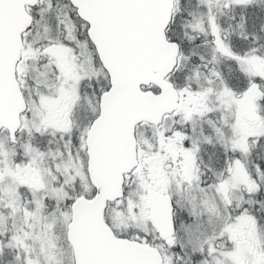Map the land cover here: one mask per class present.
Here are the masks:
<instances>
[{
    "label": "snow or ice",
    "instance_id": "snow-or-ice-1",
    "mask_svg": "<svg viewBox=\"0 0 264 264\" xmlns=\"http://www.w3.org/2000/svg\"><path fill=\"white\" fill-rule=\"evenodd\" d=\"M0 264H264V0H0Z\"/></svg>",
    "mask_w": 264,
    "mask_h": 264
}]
</instances>
